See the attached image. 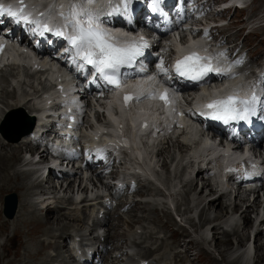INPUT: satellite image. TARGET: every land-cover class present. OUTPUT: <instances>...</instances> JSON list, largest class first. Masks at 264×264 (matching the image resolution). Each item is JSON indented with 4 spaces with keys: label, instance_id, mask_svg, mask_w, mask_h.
<instances>
[{
    "label": "bare ground",
    "instance_id": "6f19581e",
    "mask_svg": "<svg viewBox=\"0 0 264 264\" xmlns=\"http://www.w3.org/2000/svg\"><path fill=\"white\" fill-rule=\"evenodd\" d=\"M201 92L203 94H207V92L203 88L201 89ZM11 96L13 100V95H11L9 92H5V91L1 92L0 105H2L1 102L3 101L5 102V98L11 101L10 99ZM147 103H151L152 104L151 106L154 108L155 101H145L144 100L142 101V103L139 104V107L133 108L127 114L122 115L121 120L124 122L125 119H129L130 117L132 118L134 116H137L136 115L137 111L147 112L149 110L146 108L147 106L145 105ZM45 113L46 112H41V115H44ZM153 116L157 120L158 117H156L155 114H153ZM137 117H140V116H137ZM138 137L139 135L136 136L135 141L134 142L132 141L131 144H132V152L139 155L141 152L138 150ZM204 142L206 143V140ZM21 143L25 149L28 147L26 144L23 143V141H21ZM19 147H20L19 142H11L8 145L0 143V178L5 186L6 185L9 186L6 189H4L3 185H1L0 183V198L2 195L15 192L16 199H17V208L15 211V214L10 219L2 218L1 202H0V239L2 238L4 239L3 242H0V252H1L0 264H3V259L5 260L8 258V255H9L8 246H11L14 242L19 240L21 236H23L24 240L19 241L18 249L11 254L12 258H9L7 262H5L4 264H13V262L17 259V257L24 255V254H25V264H31V261L37 260L38 257L43 255L45 250L52 249L53 251H55L60 246L59 244H56L54 242H47V243L40 242L38 240V237L40 236L49 235L50 236L49 238L54 239L56 233H58L60 239L63 237L68 238L70 236V232H72V231L69 232V230L71 229L74 230L75 226H79L78 227L79 229H83L81 227L82 225L76 224L74 226L76 218H72L73 216L69 214H63L61 211L62 209H59L58 207H53L54 210L53 208L52 209L46 208L42 217L35 216L34 213H32L30 210H27L28 206L26 202H27V198L29 195L28 189L31 186L28 187V184L25 182L24 172L14 171V169H12L13 168L12 163H15L19 159V155L21 154ZM2 154H6L7 156L2 155ZM8 159L10 160L9 166L7 165ZM139 160L142 161V156L139 158ZM7 170L9 171L5 173ZM10 173H16L17 177L12 178ZM11 179L13 180L18 179L19 181L12 182ZM12 184H15V185H12ZM191 187H192L191 185L188 186V188H191ZM206 188H208V191H209L208 185H205L203 189H200L199 193H201V191H206ZM69 189H71L70 182L66 184L64 190L66 191ZM78 190L80 192L86 191V189L82 186H77V191ZM261 190H262V187H260L258 191H261ZM156 193H159V191H157ZM212 197H213V194H208V201H206L204 208H202L201 210L202 211L201 216L203 217V221L205 222L210 221V224H213L214 222L219 221V220H224V221L228 220V218L230 217L227 215L225 207L223 203L221 202V199L224 196L218 195L215 198H212ZM38 198L39 200L42 199V197L40 196ZM64 202H67V199L64 200ZM51 203H54V202H51ZM256 203H257V200L254 197V200L252 201L250 205H254ZM250 205L249 206L244 205L245 206L244 208L239 207L237 210H235L237 205L233 204V208H234L233 212L236 215L238 212V215L237 216L235 215L236 219L233 221V224L230 225L229 232H224V231L220 232L221 239H219L214 234L211 235V238L208 241V243L212 244V246H214V249H218V243H221L223 245L228 244V246H225L227 247L225 251L227 250L228 252L232 250L236 252L239 248L241 247L243 248V245L240 242H238L236 239L241 238V237L248 238V234H249V231L251 230V225L253 222V219L252 220L250 219V216L253 214V208ZM126 208L129 209V211H127L128 213L132 212L129 214V217L133 216L134 218L138 219V217L136 216V212L139 210H142L144 208V205H141V203H138V202H131L127 204ZM100 209L103 210L102 207H100ZM92 210H93V206H90V211L92 212ZM210 211H212V213L208 214ZM114 216L115 214L105 210L103 213V217L100 220H97L95 218V215L92 219L93 225H97L99 228L100 227L102 228V240L100 241L99 238H96L97 244L100 247L99 250H97V255L99 256L100 260L104 259L105 255L108 254V246L110 250L119 251L121 249L120 247L121 244H124V246L127 247L126 240L128 241V244L130 243L134 244V241L137 240L134 238L135 231L129 232L125 229H121V225L119 224V217L117 215L115 217ZM162 216L166 217V214L162 213ZM111 218L114 220L113 223L110 222ZM16 219H18L19 221L21 220V222L23 223V227L25 228L24 229L25 232H17V233L8 232V227L12 226L11 220H16ZM69 222L70 223L72 222V225H69ZM135 222H138V221L136 220ZM22 223L21 224L19 223V224L22 225ZM224 225H225V222H224ZM165 228L166 227H163V229ZM209 231L211 233V228ZM217 233L219 232L217 231ZM263 236H264V222H262V224L259 223L253 233V250H254L253 261L255 263L259 262L260 264H264V257L261 260V257L259 255V254H264V239H263L264 237ZM117 237H119L121 242L118 243V245L110 246V244L113 243ZM180 237H181V234L179 235V237L172 236V239H173L172 243L178 246V240ZM219 240H223L225 242H222V241L220 242ZM229 240H230V243H229ZM29 241H33L32 246L29 244L30 243ZM194 244H197V243H194L193 241H187L184 245V248L181 251V254L186 256L188 251ZM25 245L29 246V249L26 253L24 249ZM62 247H65V245H62ZM157 249L159 250L164 249V245H159L158 248L155 247V251ZM153 252L154 251L152 250H144L141 256L149 255L150 253H153ZM222 252L224 251H220V250L217 251L218 255L220 256V261H222L224 264H235L236 262L235 260L226 261L224 256L222 255ZM117 254L118 255L114 258L115 264H119V262L123 261L122 260L123 254L121 252ZM138 255L134 254L133 256H138ZM56 257H58V253H56ZM175 257H178V256L175 254ZM126 258L127 257L125 256L124 259L126 260ZM138 258L143 259L141 257H138ZM236 258H237L236 260H239L241 257L239 255ZM143 260H146V259H143ZM95 264H99V263L96 262Z\"/></svg>",
    "mask_w": 264,
    "mask_h": 264
},
{
    "label": "snow or ice",
    "instance_id": "6c2138e0",
    "mask_svg": "<svg viewBox=\"0 0 264 264\" xmlns=\"http://www.w3.org/2000/svg\"><path fill=\"white\" fill-rule=\"evenodd\" d=\"M84 2L90 4L94 0H84ZM158 3L159 0H152L153 11L157 10ZM19 4L20 6L14 9L13 6H5L0 3V14L6 13L16 19L17 22L23 21L39 26L38 20L29 18L31 13H26V5H24L23 0H19ZM41 15L44 14L41 13ZM59 16L64 21L63 30H55V34L64 37L70 48L74 50V60L79 58L84 65H91L95 73L111 88L122 89L124 84L120 70L123 66L131 65L137 57L143 55V50L148 47L146 39L140 37L139 40L121 43L100 26L99 15L84 8L80 0H73L68 13L60 12ZM50 30L53 29H50L48 24H44L40 34L43 35L44 32ZM65 51H69V49L66 48ZM157 67L159 75L168 76V69L164 67L163 61ZM173 71L178 76L192 81L203 80L209 73L213 72L224 74L219 67L212 63L210 56H202L196 51H190L188 54L177 58L173 65ZM148 80L154 81L155 77H149ZM132 87L135 91L125 92L123 95L125 107L128 106L129 102H139L143 98L159 99L165 105L174 103L169 99L167 89L157 93L152 88L145 89L143 84H136ZM258 105L264 108V97L255 91L251 96L242 98L234 90L226 95L207 100L202 106L204 111L201 114L213 120L223 121L225 124L230 121H248L257 114Z\"/></svg>",
    "mask_w": 264,
    "mask_h": 264
},
{
    "label": "rangeland",
    "instance_id": "374dc122",
    "mask_svg": "<svg viewBox=\"0 0 264 264\" xmlns=\"http://www.w3.org/2000/svg\"><path fill=\"white\" fill-rule=\"evenodd\" d=\"M264 6V0H253L251 2V4L247 7L249 8V17L252 20V23H254L253 25L250 26V29L252 31L253 34H249L243 42L244 47L247 49L249 55L253 58V60L255 61V66H257V60H260V63L262 62L261 59V55L264 52V27H260L258 25H260L259 23H256V18L258 16V13L260 12V10L262 9V7ZM246 15H248V11L245 12ZM242 33L240 31V35L242 36ZM240 36V37H241ZM237 37V36H236ZM240 43V42H238ZM259 63V64H260ZM2 89H6L5 83H4V79H0V92ZM1 114V112H0ZM22 114V113H21ZM24 117V114H23ZM26 117V116H25ZM22 118V116H21ZM24 118H23V123H24ZM21 128V127H20ZM18 129L14 132L8 133L5 137L6 139H8L9 141H11L14 137H16L18 134H20V132L22 131V129ZM11 138V139H10ZM178 145L175 142H170V144L167 146V149L164 150L163 153H161L160 157H157L156 159L153 160V164H154V172H152L153 175V190L154 192H156L157 190L159 191V194L157 193L156 198H163V200L167 203H172L175 206V212L182 214V220L184 222V224L179 221V218H173L174 222L173 224L168 227L169 229H162L161 232L156 233V237H160V236H164L165 239L167 240V243H170L171 238L170 236V231L171 229L178 233L179 228H176L178 225H182L185 229V232L187 234V236L189 237V239H192L198 243H200L201 245L205 246L208 251H212L213 254L208 256V258L205 260L203 258V256H201L200 258V264H208L210 262L215 261L216 264H223L220 261V256L218 255V253L215 251V249H212V246L210 244H208L206 241H203V236L205 233H209V226H210V221H203V217L201 216L202 213V208H204V205L206 203V199L208 198L206 196V192H201L199 193V188L197 185L192 184L191 188H188L189 184L183 186V184L180 183V175L182 173V168L179 167V160H178ZM12 153V152H11ZM15 154V153H14ZM2 155H6V154H2ZM13 155V154H12ZM11 155V156H12ZM7 156V155H6ZM10 156V157H11ZM15 157V156H14ZM14 160V159H12ZM10 164V160H7V165L9 166ZM14 164V163H12ZM13 169V168H12ZM187 169V168H186ZM9 170H7L5 173H7ZM14 171H18V169L14 168ZM25 173V172H24ZM12 178L17 177L16 173H10ZM10 176V177H11ZM11 181H19L18 179H11ZM25 182L28 184H31L30 180H29V175L27 173H25ZM155 182L157 184V187L155 186ZM0 183L1 185H3V188L6 189L7 187H9L8 185H4L1 178H0ZM55 184V182H54ZM15 185V184H12ZM85 187L87 188H94V186H92V184H88V182H84L83 184ZM174 186V191L176 194V198L174 196L171 197V195L169 194L170 191L172 190V187ZM142 188H147L149 189V184L145 183L143 184V186L141 185ZM74 188V185H73ZM31 191V190H30ZM95 191H93L94 193ZM154 192L153 193H149V196L147 197L148 201H154L155 200V196H154ZM14 195L16 196L15 192L13 193H7L5 195H2L0 198V202L2 203V199L4 196L6 195ZM68 196V193L65 194V196ZM192 200V203L190 201V204L187 203V200ZM260 198V197H259ZM177 203V204H176ZM227 204V203H225ZM150 206H152L153 209L156 208V212L152 209H149L147 211H142L141 213H138V216H142L144 219H146V222L149 221L151 223L150 226H148L150 229H156L155 227L160 228V222L156 223L155 222V215L157 217H160L159 212L160 211H164L166 210V205L164 203H160L159 206H153L152 204H150ZM188 207L189 212L184 211V209H186ZM238 208H236L235 210H237ZM226 210H229L228 207ZM31 212H33L35 215H37L38 217H42L43 216V212H38L36 210L31 209ZM174 211V210H173ZM156 213V214H155ZM212 211H210L208 214H211ZM234 214V213H233ZM228 216L230 215V212H228L227 214ZM236 215V214H234ZM2 216V214H1ZM2 218H4L2 216ZM129 218L126 217H122V222L120 223L122 226V229H125L129 232L133 231L135 229V225H133L131 228L130 227H125L123 222L127 221ZM230 220H227V225L226 228L229 230L230 225L232 224V220L236 219V216H231L229 218ZM160 221L164 222L165 220L163 218L160 217ZM16 222V223H15ZM146 222H141V225H146ZM22 223L21 220L19 221L18 219L16 220H11V225L8 227V232L9 233H17V232H25V228L23 227V223L22 225L20 224ZM18 225V226H17ZM22 226V227H20ZM16 228V229H15ZM13 229V230H12ZM15 229V230H14ZM147 232L149 231L148 229L146 230ZM140 232V230H139ZM39 235V234H38ZM264 237V236H263ZM38 239L44 240V237H38ZM241 238H237L236 240L238 242H240ZM264 239V238H263ZM23 236L20 237L19 240H17L16 242H14L11 246H8L9 249V255L7 259H3V264L5 262H7V260L12 256L11 254L13 252H15L18 249V244L19 241H23ZM34 240V239H33ZM4 239H0V242H3ZM220 242H225L223 240H219ZM30 245H33V241H29ZM230 243V240H229ZM241 244L243 245V248H239L236 252L234 250L232 251H225V249L228 246V244H221L218 243V249L220 251H224L222 252V255L224 256L226 261H233L235 260V264H249V260L250 259V255L252 254L251 248L249 246V244H246L245 241H241ZM27 248V249H26ZM25 249V253L28 251L29 246L25 245L24 247ZM218 249H216L217 251H219ZM250 252V253H248ZM1 254V252H0ZM242 254V255H241ZM240 255V259L236 260L237 256ZM254 256V253L252 254ZM261 257V260L264 257V254H259ZM25 264V254L21 255L19 257H17V259L13 262V264ZM36 260L31 261V264H35Z\"/></svg>",
    "mask_w": 264,
    "mask_h": 264
},
{
    "label": "water",
    "instance_id": "95a60500",
    "mask_svg": "<svg viewBox=\"0 0 264 264\" xmlns=\"http://www.w3.org/2000/svg\"><path fill=\"white\" fill-rule=\"evenodd\" d=\"M26 132H21L19 135H25ZM16 208V199L14 195H9L3 198V214L7 219L12 218Z\"/></svg>",
    "mask_w": 264,
    "mask_h": 264
}]
</instances>
